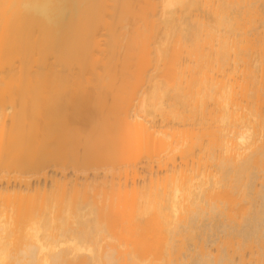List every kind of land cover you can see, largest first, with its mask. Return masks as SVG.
Wrapping results in <instances>:
<instances>
[{"label": "bare ground", "instance_id": "1", "mask_svg": "<svg viewBox=\"0 0 264 264\" xmlns=\"http://www.w3.org/2000/svg\"><path fill=\"white\" fill-rule=\"evenodd\" d=\"M259 186L264 0H0V264H264Z\"/></svg>", "mask_w": 264, "mask_h": 264}, {"label": "rangeland", "instance_id": "2", "mask_svg": "<svg viewBox=\"0 0 264 264\" xmlns=\"http://www.w3.org/2000/svg\"><path fill=\"white\" fill-rule=\"evenodd\" d=\"M109 102V101H108ZM74 124V126L77 124V123H73ZM95 124V123H94ZM72 124L70 123L69 124V126H71ZM78 126H80L81 124H77ZM76 125V126H77ZM86 127H88V126H86ZM86 127H84L83 126V128L81 127V129L82 130H85V128ZM73 163H74V160L71 158V157H66L64 160H63V165L65 166V174L68 176V177H70V178H73L74 177V175H73ZM48 175L49 176H54V177H61V172L58 170V169H56L54 166H51V167H49V170H48ZM81 177L82 176H79V178L81 179ZM49 180V179H48ZM45 181L44 180V178H42V177H40L39 179H38V181H36V180H34V181H36V183L33 181V185H36V184H38V185H41V187H43V186H45V184L47 185V187H49V185H50V182L49 181ZM142 182V180H137V183L139 184V183H141ZM2 184H4V182L2 183ZM15 185V183L14 182H11V186H13V185ZM43 185V186H42ZM259 187H261V193H262V191L264 190V188L262 189V187L263 186H259ZM264 192V191H263ZM263 194V196H264V193H262ZM262 198V197H261ZM258 199V201L260 202H258V205L259 204H261V202L262 201H264V197L262 198V199ZM264 205V204H263ZM258 208V207H257ZM259 208H260V206H259ZM258 208V209H259ZM264 215V214H263ZM262 215V219L261 220H259L260 221V223H262V221L264 220L263 219V216ZM206 222V221H205ZM263 225H264V221H263ZM219 233V234H218ZM217 234V236L218 235H222V233H220V232H217L216 233ZM216 236V235H215ZM190 260V259H189ZM191 261V260H190Z\"/></svg>", "mask_w": 264, "mask_h": 264}]
</instances>
